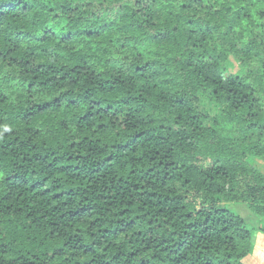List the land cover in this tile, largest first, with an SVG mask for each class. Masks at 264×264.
Listing matches in <instances>:
<instances>
[{"label":"trees","instance_id":"obj_1","mask_svg":"<svg viewBox=\"0 0 264 264\" xmlns=\"http://www.w3.org/2000/svg\"><path fill=\"white\" fill-rule=\"evenodd\" d=\"M256 160L264 0H0V264H245Z\"/></svg>","mask_w":264,"mask_h":264},{"label":"rangeland","instance_id":"obj_2","mask_svg":"<svg viewBox=\"0 0 264 264\" xmlns=\"http://www.w3.org/2000/svg\"><path fill=\"white\" fill-rule=\"evenodd\" d=\"M202 109L206 110L209 114L214 115L219 112V107L216 103L212 102L208 97L202 100ZM257 166L264 169V161L256 160ZM231 209L241 214L246 220L258 226L260 223L255 216L253 210L247 204H232ZM264 234L258 233L255 239V253L244 260L245 264H264Z\"/></svg>","mask_w":264,"mask_h":264},{"label":"crops","instance_id":"obj_3","mask_svg":"<svg viewBox=\"0 0 264 264\" xmlns=\"http://www.w3.org/2000/svg\"><path fill=\"white\" fill-rule=\"evenodd\" d=\"M261 240L264 241L263 238H262ZM255 250H256V249H255ZM255 250H254L253 254L255 253ZM253 254H251L250 256H252ZM250 256H248V257H250ZM248 257H247V258H248Z\"/></svg>","mask_w":264,"mask_h":264}]
</instances>
